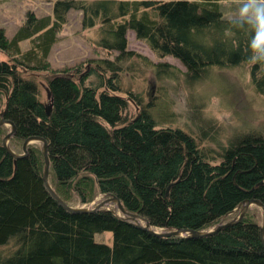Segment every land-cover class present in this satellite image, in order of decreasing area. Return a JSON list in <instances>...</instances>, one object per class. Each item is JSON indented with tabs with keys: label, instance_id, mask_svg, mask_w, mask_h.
<instances>
[{
	"label": "trees",
	"instance_id": "1",
	"mask_svg": "<svg viewBox=\"0 0 264 264\" xmlns=\"http://www.w3.org/2000/svg\"><path fill=\"white\" fill-rule=\"evenodd\" d=\"M47 1L53 15L28 12L11 39L0 27L7 57L0 60V119L3 113L17 125L11 144L31 136L49 142L50 182L67 204L112 194L157 229L199 231L247 199L264 202L262 132L206 145L209 138L217 144L219 122L191 132L160 115L156 93L146 100L123 88L126 73L182 74L192 86L213 66L251 64L264 96V61L248 59L249 25L227 18L222 0ZM73 9L82 11L84 30L97 31L94 44L112 55L57 70L49 56ZM129 30L186 72L129 50ZM6 135L0 127V247L11 251L0 253V264H264L261 222L251 213L213 235L161 238L110 211H67L44 186L42 148L30 145L16 159L3 147ZM107 232L112 244L96 241Z\"/></svg>",
	"mask_w": 264,
	"mask_h": 264
},
{
	"label": "rangeland",
	"instance_id": "2",
	"mask_svg": "<svg viewBox=\"0 0 264 264\" xmlns=\"http://www.w3.org/2000/svg\"><path fill=\"white\" fill-rule=\"evenodd\" d=\"M241 3L242 0H222L224 15L227 18H237ZM53 4L47 0H0V27L4 28L7 37L11 39L18 28L24 24L28 12H33L37 17L52 16ZM82 17V11L73 9L69 12L68 21L59 32L58 42L53 46L49 56L54 69L61 70L80 63L86 66V64H91L90 59L112 55L94 44L97 31L95 29L84 30ZM126 37L129 50L148 57L154 63L167 62L180 72H186L185 66L178 59L171 56L159 58L144 41L136 37L133 31L129 30ZM25 44L27 45V42ZM0 60H7L2 52H0ZM250 66L251 64L231 67L213 66L202 80L194 82L192 86L186 84L187 81L182 74L161 73L158 76L150 70L138 74L126 73L123 76V88L140 93L146 100L156 93L158 97L154 95L155 101L164 105L163 114L160 113V115L167 116L171 120L175 119L173 125H180L191 132H198L199 127L204 128L219 122L217 144L211 138L202 142L210 146H217L220 143L226 145L232 136L238 134L251 131L264 134V96L260 95L253 85ZM40 82L43 97L46 99L45 83ZM164 89L166 90L163 92ZM169 102L170 106H166ZM130 112L131 114L137 113L133 105ZM2 128L8 134L13 126L5 125ZM30 145L42 148L43 143L33 142ZM9 147L17 153H22V145L18 143L9 142ZM105 200H108L105 208L122 215L118 203L110 200L108 195L99 192L89 204L68 205L78 208H94ZM241 210L242 207L229 214L223 221L234 219ZM248 213L256 216L259 222L262 221V210L258 205L251 206ZM95 239L97 242L112 244L113 234L112 232L98 234ZM10 251L9 245L0 247L1 254H7Z\"/></svg>",
	"mask_w": 264,
	"mask_h": 264
},
{
	"label": "water",
	"instance_id": "3",
	"mask_svg": "<svg viewBox=\"0 0 264 264\" xmlns=\"http://www.w3.org/2000/svg\"><path fill=\"white\" fill-rule=\"evenodd\" d=\"M46 92H47V97L50 98L51 94L47 88H46ZM1 117L2 118L0 119V127H3L5 125H12L13 126V129L11 131H9V133L3 139V147L12 157H14L16 159L23 158V157L27 156L28 147L30 144H32L33 142H40V143L42 142L43 143L42 152H43V157H44V161H45V166H44V171H43L44 186H45L46 190L48 191V193L52 196V198L55 199L67 211L74 212V213H77V212L91 213V212H95V211H99V210L110 211L115 216H117L121 219H124L128 222L134 223L135 225L143 228L147 232H149L152 235H155L157 237H161V238H171V237L195 238V237H205V236L216 234L220 230H222V229H224V228H226L232 224H235V223L242 221L246 217L247 212L249 211L251 206L258 205L262 210V221L260 223V234H261V240L264 243V202L259 198H251V199H247V200L243 201L241 203V205L237 208V209H239L242 207V210H241L240 214L237 217H235L234 219L229 220V221H223V219H225L227 217V216H224L222 218L220 224L216 225L212 229L199 230V231L194 230V229H181V228L171 229V230L170 229L169 230L157 229V228L153 227L145 217H143L137 213H133V212L128 211L124 207L122 201L117 196L112 195V194H106V195L109 196L110 200L116 201L118 203V206H119L118 208H119L122 215H118L117 212L112 211V210L104 207L108 200L103 201L102 203L98 204L94 208L72 207V206L68 205L59 196V194L54 190L53 186L51 185V182H50L49 142L43 137L31 136V137L26 138L23 141L22 153H17L15 151L11 150L9 147V142H10L11 138L14 137L16 132H17V125L12 121L3 118V113H1ZM237 209H235V210H237Z\"/></svg>",
	"mask_w": 264,
	"mask_h": 264
},
{
	"label": "clouds",
	"instance_id": "4",
	"mask_svg": "<svg viewBox=\"0 0 264 264\" xmlns=\"http://www.w3.org/2000/svg\"><path fill=\"white\" fill-rule=\"evenodd\" d=\"M235 22L247 24L252 29L248 42L249 61H264V0H242Z\"/></svg>",
	"mask_w": 264,
	"mask_h": 264
}]
</instances>
